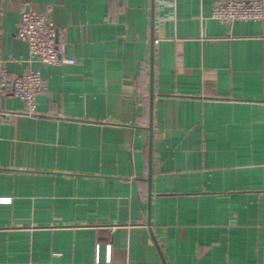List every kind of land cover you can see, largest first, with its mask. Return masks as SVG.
I'll return each instance as SVG.
<instances>
[{"label": "crops", "instance_id": "1", "mask_svg": "<svg viewBox=\"0 0 264 264\" xmlns=\"http://www.w3.org/2000/svg\"><path fill=\"white\" fill-rule=\"evenodd\" d=\"M25 1L75 62L41 66L33 113L0 99V264H264V19L223 24L225 0H0L13 74Z\"/></svg>", "mask_w": 264, "mask_h": 264}, {"label": "built area", "instance_id": "2", "mask_svg": "<svg viewBox=\"0 0 264 264\" xmlns=\"http://www.w3.org/2000/svg\"><path fill=\"white\" fill-rule=\"evenodd\" d=\"M154 1L173 6L177 0ZM211 17L226 25L236 20H262L264 0L220 1L213 5ZM15 36L27 45L28 67L20 74L10 73L5 67L0 68V99L6 93L12 94L23 102L26 112L33 113L37 94L45 88L41 66L73 64L75 60L60 54L57 26L50 11H37L28 1L21 6Z\"/></svg>", "mask_w": 264, "mask_h": 264}, {"label": "water", "instance_id": "3", "mask_svg": "<svg viewBox=\"0 0 264 264\" xmlns=\"http://www.w3.org/2000/svg\"><path fill=\"white\" fill-rule=\"evenodd\" d=\"M153 6H154V4H153ZM151 128V127H150ZM153 239H154V237H153ZM154 241H155V239H154ZM155 244H156V247H158V244H157V242L155 241ZM159 249V248H158ZM160 251V250H159Z\"/></svg>", "mask_w": 264, "mask_h": 264}]
</instances>
